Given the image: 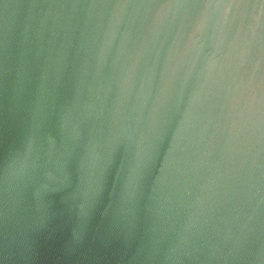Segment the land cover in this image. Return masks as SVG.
<instances>
[{
  "label": "water",
  "instance_id": "water-1",
  "mask_svg": "<svg viewBox=\"0 0 264 264\" xmlns=\"http://www.w3.org/2000/svg\"><path fill=\"white\" fill-rule=\"evenodd\" d=\"M0 264H264V0H0Z\"/></svg>",
  "mask_w": 264,
  "mask_h": 264
}]
</instances>
